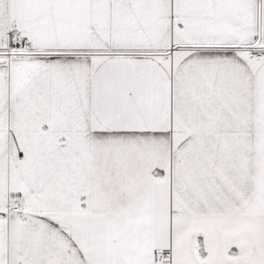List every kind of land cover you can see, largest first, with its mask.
I'll list each match as a JSON object with an SVG mask.
<instances>
[{
	"label": "snow or ice",
	"instance_id": "obj_1",
	"mask_svg": "<svg viewBox=\"0 0 264 264\" xmlns=\"http://www.w3.org/2000/svg\"><path fill=\"white\" fill-rule=\"evenodd\" d=\"M0 264H264V0H0Z\"/></svg>",
	"mask_w": 264,
	"mask_h": 264
}]
</instances>
